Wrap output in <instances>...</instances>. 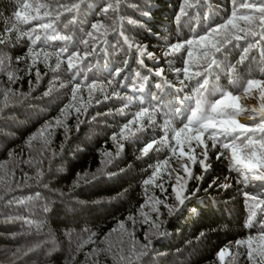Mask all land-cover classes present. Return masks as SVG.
Wrapping results in <instances>:
<instances>
[{
  "label": "trees",
  "instance_id": "obj_1",
  "mask_svg": "<svg viewBox=\"0 0 264 264\" xmlns=\"http://www.w3.org/2000/svg\"><path fill=\"white\" fill-rule=\"evenodd\" d=\"M104 3L105 0H88L82 6L81 23L71 28L74 40L68 47L72 50L75 45L83 52L80 41L87 38L85 33L91 31L92 23L103 21L111 27L107 42L97 40L94 54L85 59L78 70L69 72L66 64H62L53 72L51 67L38 62L29 71L30 59L19 63L16 60L26 55V40L0 45V52L11 58L7 71L18 77L13 83L6 72H0V108H3L0 112V178L14 187L17 183L24 185L6 196L5 201H0V264H145V261L147 264H221L218 253L225 248L232 255L225 256L224 264H250L246 246H237L236 241L264 231L260 227L264 215L258 211L253 226L246 227L249 209L242 193H263L264 188L258 186L259 182H255L257 187L249 184L247 188L238 184V174L230 170L229 160L217 158L219 145L212 149L211 141L206 140L209 145L206 163L210 167L205 172L198 162L193 164L187 156L181 158L178 152L174 156L166 144L157 145L159 151L154 149L141 157L140 150L146 143L160 140L164 135L159 127L147 128L136 132L132 139L120 141L124 149L119 157L115 155L117 148L112 140L141 106L153 103L151 97L157 93L155 86L162 83V77L155 74L157 70L163 69L164 77L177 83L175 69L184 67L187 54L165 57L167 45L193 38L223 23L231 13V0H208L182 25H177L174 19L181 0H121L119 15L123 20L111 12L107 18L102 16L100 7ZM15 8V0H0V31ZM144 12L150 15L145 16ZM204 14L208 15L207 19L203 18ZM124 36L146 46L147 52L156 59L145 55L141 65L139 53L124 44ZM245 43L241 41L240 45ZM49 44L51 49L65 46L63 41H50ZM91 47L90 42L89 50ZM239 53L240 47L233 48L227 59L234 62ZM262 53L264 43L250 53L251 59L241 72L243 80L264 79ZM49 64L54 67L55 59ZM117 69L122 70L120 75L115 74ZM93 82L104 84L105 89L104 92L94 91L90 97L86 86ZM77 84L82 90L73 100L72 88ZM220 84L229 87L226 79L222 78ZM49 88L52 91L45 96ZM8 89L15 95L10 94L6 102L4 92ZM166 91L170 96L175 95L172 89ZM113 93H118L119 97ZM21 94L29 95L25 98ZM183 94L191 96V89L186 88L180 95ZM105 95L109 98L105 99ZM124 97H131L132 102L128 104ZM70 104L74 107L62 114ZM82 105L87 106V111L82 107L77 113L75 107ZM182 107L183 112L173 120L175 128L187 122L195 107V97ZM169 118L161 115L158 120ZM58 119L62 121L60 126H56ZM46 124L52 125L45 132L47 144L37 136ZM136 127L132 125V131L135 132ZM168 135L171 140V131ZM34 136L37 138L31 139ZM171 143L174 145L175 141ZM202 151L201 146L190 154L199 161L203 159ZM107 153L112 154L110 164L106 163L110 158L105 155ZM165 160L167 165L163 164ZM185 163L194 176H203V180L187 181L189 194L195 192V195H191L176 215L169 216L168 209L163 204L158 205L160 231L166 235L157 237L151 228L157 213L151 211L152 199L149 198L175 204L174 177L179 175L187 179L182 167ZM157 164L161 168L154 183L145 185L143 182L152 177ZM101 168L113 175L76 186L78 175L97 173ZM38 172L42 173L41 177L37 176ZM156 184H162L164 191ZM224 184L231 187H221ZM36 192L41 194L38 199L24 204L6 203L11 197L23 198ZM142 211L148 214L149 222H145ZM16 217L31 219L41 226L38 230L20 219H13ZM123 229L130 233L137 249L148 242L146 236L152 240L150 258L119 260L121 255L129 256L132 247H114L106 236ZM52 239L54 249L49 242ZM35 245L39 247L27 255L12 256L16 249H21L22 253Z\"/></svg>",
  "mask_w": 264,
  "mask_h": 264
},
{
  "label": "snow or ice",
  "instance_id": "obj_2",
  "mask_svg": "<svg viewBox=\"0 0 264 264\" xmlns=\"http://www.w3.org/2000/svg\"><path fill=\"white\" fill-rule=\"evenodd\" d=\"M88 0H15L16 8L12 13V17L5 21L4 28L0 31V45L11 43H19L26 40L28 42L27 53L24 57H17V63L21 60H31L28 66L30 71L38 62H42L46 67H51L53 72L58 71L62 64H66L67 71L72 72L78 70L79 66L90 55L94 54L95 42L102 40L107 42V36L111 27L105 25L103 21L94 22L91 24V31L85 33L86 39H82L80 43L84 46L83 52L73 45L72 50L68 44L74 40L70 34L71 28L81 23L82 6L86 5ZM208 0H181L178 12L175 14V23L182 25L186 20L191 19V13L196 12ZM232 10L227 19L214 27H210L205 33L195 35L193 38L183 41L169 43L164 52L165 57L175 56L182 52H186L187 58L184 60L182 69H175L177 83H173L164 77L163 69L156 71V75L162 77V83L155 87L157 93L153 94L151 99L153 103L149 106H141L133 115L132 120L124 124L118 134L112 136L114 144H116V157H119L124 149V144L120 141L129 140L135 137L136 132L145 131L147 128H161L164 135L160 140L153 139L145 144L140 150L141 157L147 156L150 151L157 150V145L166 144L172 154L175 156L177 152L179 157L187 156V159L193 164L197 162L206 172L210 164L206 163L208 159L209 145L206 142L211 141V148L219 151L217 158H225L229 160L230 170L238 174L237 183L242 184L245 188L252 184L257 187L255 182H259V187L264 188V79H247L243 80L241 72L246 62L251 59L250 53L264 43V0H231ZM121 0H105V3L100 7V14L105 18L111 12L116 18L123 20L119 15ZM145 16L150 15L149 12L143 13ZM204 19L208 18L204 14ZM38 22V23H34ZM129 23H135L129 21ZM193 31H195L193 29ZM123 35V32L120 33ZM50 41H63L65 46L59 49H51ZM246 42L243 46L240 42ZM92 44L89 50V44ZM124 44L129 49L135 48L141 59L140 64L143 65V57L147 55L149 59L155 60L156 57L147 52L146 46L136 44L124 36ZM240 47L238 58L233 62L227 59L233 48ZM264 55V53H262ZM55 59L54 67L49 64V61ZM11 58L0 52V72H6L8 80L15 82L18 77L11 71H7L10 67ZM122 70L117 69L115 74L120 75ZM181 73L183 76L181 78ZM139 75V73H137ZM37 81L40 79L39 69L36 70ZM226 79L229 87H224L220 84L221 79ZM111 82L109 81V84ZM63 87V85H61ZM87 90L90 94L99 90L104 92L105 85L93 82L88 84ZM141 90L143 85L140 86ZM186 88L191 89V96H182ZM166 89H172L175 95H169ZM235 89L236 91H233ZM82 90L80 84L72 88V99L75 100L77 93ZM52 89L44 93L48 96ZM161 93H164L161 95ZM15 95L11 89L4 92L5 101H9V97ZM25 98L29 94H21ZM112 95L119 97L118 93ZM195 97V107L191 109L190 116L187 122L179 128L173 127L175 117L183 112V105L190 99ZM109 96L105 95V99ZM128 104L132 102L131 97H124ZM247 99H257L258 104L249 106L243 103ZM8 104L5 103L4 107ZM128 105L125 104L126 108ZM74 105H67L62 110V114L66 113L69 108ZM87 111V106L75 107L77 113L81 109ZM169 109L171 111H169ZM3 108H0V112ZM123 113V109L119 110ZM168 115L170 118L160 122L158 117ZM241 116H247L248 120L253 123H243L240 120ZM62 121H56V126H60ZM132 125H136L135 132L132 131ZM52 127L51 124H46L37 136L43 139L47 144L49 141L45 137V132ZM67 130V129H66ZM169 131H171V140H169ZM49 135L51 133L49 132ZM37 136L31 139H36ZM119 137V139H118ZM171 141H175L173 145ZM195 142V146H193ZM203 148V159L197 161L196 156L191 155L197 147ZM187 148V151H185ZM110 157L106 163H111V153L105 154ZM104 163V162H102ZM168 161L163 162L167 165ZM184 172L187 174V179L177 175L176 186H173L175 195V204L169 205L166 200L159 198L152 199L151 211L157 213L156 220L151 222V228L155 231L152 233L157 237L166 235L164 231H160L159 207L163 204L168 209L169 216L176 215L183 207L185 202L195 195V192L189 194L187 181L196 179L203 180V176H194L188 167L187 163L182 165ZM161 168L157 164L153 171L152 177L145 180V185L153 184L157 174ZM123 171V170H122ZM113 173H107L103 168L98 169L97 173L78 175L76 186L80 183L88 184L97 181L104 176H110ZM38 177L42 173H37ZM215 183V181L213 182ZM24 185L15 184L5 181L0 178V201H5V197L14 192L17 188H22ZM162 191L163 185L156 184ZM211 187V185H210ZM221 187H231L229 184L221 185ZM245 203L249 209V217L246 222V227L251 228L256 220L257 213L264 215V193H251L243 191ZM40 193L36 192L32 196L23 198L11 197L6 200L8 204H24L27 201L40 198ZM144 206H142L143 208ZM145 217V222H149L147 213L141 212ZM24 224L35 226L38 230L40 224L27 218L16 217ZM129 219H132L129 217ZM260 227L264 229V221L260 222ZM123 228V224H121ZM201 236L204 233L200 234ZM148 242L140 245L137 249L133 244L129 256H119V260H136L140 261L151 255L152 240L146 236ZM55 247L54 239L49 241ZM237 246H246L247 258L250 264H264V231H261L257 236H249L246 240L236 241ZM39 245L28 248L27 251L21 253V249H16L12 256L18 258V254L27 255L28 252L34 251ZM83 247V245H79ZM95 251V250H94ZM231 256V252L225 248L218 253L221 264H224L225 256ZM147 264V261H145Z\"/></svg>",
  "mask_w": 264,
  "mask_h": 264
},
{
  "label": "rangeland",
  "instance_id": "obj_3",
  "mask_svg": "<svg viewBox=\"0 0 264 264\" xmlns=\"http://www.w3.org/2000/svg\"><path fill=\"white\" fill-rule=\"evenodd\" d=\"M182 96H186V95L183 94ZM243 103H245L249 106H253V105L258 104V100L257 99H247V100H244ZM240 120H241V122H244V123L253 122L251 120H248L247 116H241ZM176 177H174V185L175 186H176ZM262 191L264 193V189ZM106 239H107V241L110 242V244H112L114 247H117V248L123 247V246L132 247L133 244H136L134 242V240L131 238L130 233H125L124 229L121 232H114L113 231L112 233H110L106 236Z\"/></svg>",
  "mask_w": 264,
  "mask_h": 264
}]
</instances>
